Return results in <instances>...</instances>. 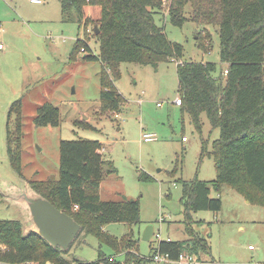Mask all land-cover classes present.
I'll list each match as a JSON object with an SVG mask.
<instances>
[{
  "label": "rangeland",
  "instance_id": "rangeland-1",
  "mask_svg": "<svg viewBox=\"0 0 264 264\" xmlns=\"http://www.w3.org/2000/svg\"><path fill=\"white\" fill-rule=\"evenodd\" d=\"M167 4L161 6L155 19L158 24L164 23L170 41L182 45L179 59L214 62L215 74L224 71L226 64L219 59L217 25L194 22L189 4L183 9V24L173 25ZM44 5L29 0H0V219L20 220L25 233L36 230L24 197H38L29 181L48 175L58 177L61 140H98L106 160L101 199L138 198L140 202L139 223L111 221L103 225V230L118 240L131 234L141 255L150 254L157 243L154 236L149 241L142 239L148 224H152L154 233L159 232L160 239L188 238L180 201L181 181L195 177L215 179L216 163L208 152L219 129L212 128L202 113L198 132L188 113L173 103L178 95L177 60L160 62L156 68L120 62L114 84L123 103L117 111L102 112L100 61L84 59L80 51L75 59L70 58L75 40L84 36L83 28L73 19L60 18L59 0H47L46 8ZM92 29L93 25H89L86 30V42L97 54L99 42ZM19 98L22 176L12 169L6 150L7 123L11 129L15 121L14 113L8 116V112ZM43 102L59 109L58 126L33 123L36 108ZM76 122H87L93 128ZM143 133L155 138L146 141ZM182 136L186 139L182 140ZM143 172L152 180H140ZM211 195L221 199L218 212L191 211L189 225L208 245L206 251L199 250L194 255L196 264H264V207L248 202L225 184L219 190L212 188ZM99 253L119 260L124 255L123 250L117 252L80 230L63 257L92 261Z\"/></svg>",
  "mask_w": 264,
  "mask_h": 264
},
{
  "label": "trees",
  "instance_id": "trees-1",
  "mask_svg": "<svg viewBox=\"0 0 264 264\" xmlns=\"http://www.w3.org/2000/svg\"><path fill=\"white\" fill-rule=\"evenodd\" d=\"M61 19H73L83 28V38H77L70 58L83 52L84 59L98 60L99 106L102 112L117 111L123 96L114 84L120 62L148 64L156 68L163 61L177 60L176 74L180 109L188 113L194 128L201 131L200 116L207 115L219 136L212 142L208 154L216 163L214 180L195 177L181 181V203L185 228L189 237L182 240L159 239L153 251L141 255L136 240L126 234L118 240L103 230L111 221L137 224L140 221L139 199L102 200L100 181L106 160L98 140H61L58 177L48 175L42 180H31L29 185L38 196L70 215L80 230L95 236L115 251L123 250V259L99 253L96 260H68L66 250L52 246L38 232L23 231L18 219H0V262L6 264H157L152 254L158 251L172 260L187 252L196 255L208 249L204 237L189 225L191 211L221 208L219 196H212V188L222 184L234 188L245 199L264 207V0H59ZM167 4L169 20L181 26L186 19L183 9L191 7V19L199 24H216L219 38V59L226 63V73L215 74L214 62L181 61L183 47L170 41L164 32V23L155 16ZM72 17V18H71ZM93 25L99 42L94 54L88 46L86 30ZM204 48L202 43H199ZM21 99L10 106L8 116L14 113L13 128L6 132V150L10 165L22 173ZM59 109L50 102L36 108L33 123L36 126H58ZM84 128H93L87 122H76ZM202 154L206 152L202 144ZM112 171V170H111ZM151 181L147 173L138 177ZM77 208L74 209V206ZM152 247V244H151ZM195 257V256H194Z\"/></svg>",
  "mask_w": 264,
  "mask_h": 264
},
{
  "label": "water",
  "instance_id": "water-1",
  "mask_svg": "<svg viewBox=\"0 0 264 264\" xmlns=\"http://www.w3.org/2000/svg\"><path fill=\"white\" fill-rule=\"evenodd\" d=\"M24 197L28 202L30 214L36 226L35 231L52 246L66 250L80 231V225L49 200L40 196L37 198ZM153 231L152 224H148L142 233V239L149 241Z\"/></svg>",
  "mask_w": 264,
  "mask_h": 264
},
{
  "label": "built area",
  "instance_id": "built-area-1",
  "mask_svg": "<svg viewBox=\"0 0 264 264\" xmlns=\"http://www.w3.org/2000/svg\"><path fill=\"white\" fill-rule=\"evenodd\" d=\"M29 1L32 2V3H41L44 0H29ZM1 27H2V24L0 22V30H1ZM0 47H1V44H0ZM226 71H227L226 69L223 71L224 74L226 73ZM173 103L176 104V105H180L181 104V99H180V97L178 95L176 96V98L173 101ZM142 137L146 141L155 138V136L153 134H149V133H143ZM185 139L186 138L184 136H182V140H185ZM76 208H77V205L74 206V209H76ZM152 236H154L157 241L160 239L159 238V232L153 233ZM151 258H152V261L157 263V264H159L161 262H165V263L178 262V263H186V264H196V262H197L195 260V257L192 254L187 253V252L181 253L176 260H172V259H170L168 257L167 254H161L158 251H155V252H153Z\"/></svg>",
  "mask_w": 264,
  "mask_h": 264
},
{
  "label": "crops",
  "instance_id": "crops-1",
  "mask_svg": "<svg viewBox=\"0 0 264 264\" xmlns=\"http://www.w3.org/2000/svg\"><path fill=\"white\" fill-rule=\"evenodd\" d=\"M46 2H47V0H44L43 2H41V4L43 3V4H45L44 5V8H46ZM40 4V3H39ZM61 18V17H60ZM2 24V23H1ZM1 30H2V27H1ZM0 30V31H1ZM226 64V63H225ZM227 67V64H226V66L224 67V68H226ZM102 150H103V148H101V153H102ZM102 156H103V154H102ZM101 190H102V187H101V181H100V187H99V195L101 194ZM100 198H101V196H100Z\"/></svg>",
  "mask_w": 264,
  "mask_h": 264
}]
</instances>
